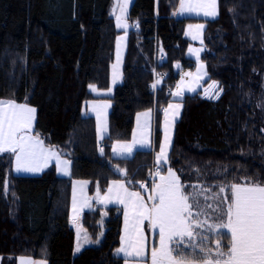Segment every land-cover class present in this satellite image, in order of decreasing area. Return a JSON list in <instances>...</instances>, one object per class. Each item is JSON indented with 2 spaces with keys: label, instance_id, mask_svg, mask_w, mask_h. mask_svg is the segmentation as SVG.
Returning <instances> with one entry per match:
<instances>
[{
  "label": "trees",
  "instance_id": "1",
  "mask_svg": "<svg viewBox=\"0 0 264 264\" xmlns=\"http://www.w3.org/2000/svg\"><path fill=\"white\" fill-rule=\"evenodd\" d=\"M178 2L132 0L121 80L111 94L96 95L88 86L108 87L118 33L108 11L111 0H0V98L34 106V132L71 160L70 176L58 175L53 163L38 174H21L13 173L10 158L0 153V264H16L18 255L47 264H122L115 253L121 213L116 205L104 207L94 199L81 221L97 240L105 209L102 239L73 252L71 178L88 181L93 196L119 177L111 161L126 168L123 178L132 187L147 180L151 148H136L128 157H115L110 148L130 139L136 112L165 104L180 70L194 67L186 54L190 22L205 21L202 57L208 77L203 88L181 99L170 164L186 186L216 192V185L245 177L264 182V0H218V15L207 19L175 16ZM98 97L111 101L108 131L99 141L103 155L95 118L81 113L86 99ZM160 114L155 112V146ZM215 239L209 247H215Z\"/></svg>",
  "mask_w": 264,
  "mask_h": 264
},
{
  "label": "snow or ice",
  "instance_id": "2",
  "mask_svg": "<svg viewBox=\"0 0 264 264\" xmlns=\"http://www.w3.org/2000/svg\"><path fill=\"white\" fill-rule=\"evenodd\" d=\"M128 0H115L112 15L116 16L118 28H127L122 23V16L116 10L126 15ZM217 0H180L179 8L174 14H195L205 17H215L218 14ZM204 28L203 24L188 25L185 35L195 30L197 38ZM117 37V62L112 66V83L119 79L117 67L120 63V41ZM202 42V40H201ZM161 51H163L161 49ZM189 52L197 57V82L201 79L204 65L199 62L198 49L189 48ZM206 75V73H203ZM186 75L192 76V73ZM183 79V78H182ZM157 80L156 84H159ZM217 85L212 82L210 87ZM96 91L95 85H89ZM192 87L188 91H194ZM182 84H177V91L172 93L175 97L183 95ZM207 93V89L205 90ZM111 92V88L108 89ZM218 96L219 93L217 92ZM107 103L92 105L91 110L96 114V135L100 153L104 148L99 141L108 131L106 110ZM181 105L169 103L162 109L164 113L163 140L159 151L155 154V163L162 166L168 163V153L172 142L171 125L179 115ZM172 111L173 120H169ZM141 117L145 118L141 123ZM36 109L27 103H18L14 99H0V153H11L15 157L16 172L38 173L55 161L58 173L70 175V161L62 159L63 153L55 146L46 147L40 134L34 131ZM152 109L137 113V127L133 129V139L116 141L112 145L114 155L131 156L133 149L151 148L152 144L146 129H150ZM117 171L126 175L123 168ZM158 177L154 182L150 194L145 199L139 191H131L121 180L109 182L106 192L101 196L99 187L95 197H88L85 189L88 181H72V216L70 220L75 223L80 211L90 207L89 200L95 199L98 203L107 204L116 202L124 206V234L120 237V247L116 254H123L125 264L128 257L142 258L145 255L146 236L145 229L155 231L158 235V246L154 243L151 248V264H264V182L245 177L242 182L219 184L215 187L218 192L200 184L186 186L171 167L167 174L158 170L150 173ZM131 184L132 181H127ZM141 189H149L143 182H138ZM4 192L8 191L7 180L4 182ZM191 187L192 191L188 188ZM228 192L226 196L221 194ZM79 192V198H78ZM205 193H211L205 195ZM203 197V199H201ZM213 203H207V201ZM216 237L215 248L209 247L210 235ZM79 236V230H78ZM227 238L225 245L223 239ZM76 252L80 251L77 244ZM19 264H45L44 261H35L31 258L20 257Z\"/></svg>",
  "mask_w": 264,
  "mask_h": 264
},
{
  "label": "rangeland",
  "instance_id": "3",
  "mask_svg": "<svg viewBox=\"0 0 264 264\" xmlns=\"http://www.w3.org/2000/svg\"><path fill=\"white\" fill-rule=\"evenodd\" d=\"M131 2H132V0H128V6H127V9H126V15L123 14V13H121L119 11V9L116 10V14L122 16V23H125V24L128 25V27L125 29L123 27H121V28H118L117 27L116 16L111 14L112 11H113V7H114L115 0H111L110 6L108 8V11H109V14L114 18L116 28L118 29V33L116 34V37H115V40H114L113 58H112V60L110 62V68H109V83H108V87L106 89H99V88L96 87V91L95 92L92 91L90 89V87L88 86L89 87V90H91L94 93H101V94H107V95H109V94L112 93L115 85L117 83H119L120 80H121L123 58H124V53H125L126 44H127V32H128V28L132 25V24H130V22L127 19L128 9H129V6H130ZM179 4H180V0L178 2V6H177V8H176V10H175L174 13L177 12V10L179 8ZM217 4H218L217 11L219 12V2H218V0H217ZM187 15L201 17L202 19L213 18V17H205L203 15L197 16L195 14H183V15L175 14V16H177V17L178 16L179 17L180 16H187ZM190 24H192V25L203 24L204 27H205V21L198 20V21H195V22L187 23L186 26H185V32L188 31V25H190ZM192 35H196L195 30L192 31V34L187 35L190 38V41L191 42L186 47V54L193 59V61H194V67L193 68H190V69L189 68H187V69H181L178 79H176V81L172 85V93H174L175 91H177V84H182V87L184 88L183 95L180 96V97H175V96H173L171 94V98L165 104H163L162 106H157V107L155 106V108H154V115L152 114L151 127H150V129H146V135H148V138L150 139V141L152 143V146H151L152 148L151 149L153 150V160H152L153 164H152L151 169L154 167V170H155V168L159 167L160 168L159 171L161 172V174H164V175L167 174V169L169 167H171L174 171H176V170L170 164L169 153H168V163L167 164H163L162 166H157L156 163H155V154L159 151V145H160V142L163 140V135H164V133H163L164 113H163L162 109L166 108L169 103H172V104H180L181 107H182L181 99L184 97V95L185 94H192L194 92H197L200 88H203V82L208 77V72H207L206 64H205V61L203 60V57H202V54H203L204 49H205V45H204V28L202 29L201 33L199 35H197V38L196 39H193L192 38ZM117 37H123V39L120 41L119 51H120V58L121 59H120L119 65L117 67V73L119 75V79L117 80V82L115 84H113L112 83V73H113L112 66L114 64H116V62H117ZM201 40H202V42H201ZM190 47L193 48V49L200 50V52H199V62L204 65V68L201 71V79L198 82L196 80V74H197V70H198L197 57H196V55H193L192 53L189 52V48ZM176 65H177V63H175V66ZM187 73H192L193 75L192 76H188V75H186ZM203 73H206V75H204ZM157 80H160L161 81V79L158 77V78H155L154 79V82L152 84L154 85ZM90 85H93V84H90ZM189 87H192L195 90L194 91H188V88ZM214 87H211V88L214 89ZM109 88H111V92H108V89ZM0 99H14V98H7L6 97V98H0ZM103 99H104V100H102L103 102H96V103H92V104L93 105H96V104H104L105 103L104 102L105 100H108V101H106L107 104H108V102H110V99H108L106 97H103ZM16 102H18V103H26L24 101H16ZM85 103H86V101L83 102L82 109L83 110L87 109L89 111V106L86 107V108H84V104ZM29 106L30 107H34V106H31V105H29ZM147 110H149V109H147ZM156 111L161 112V114H160V118H159V122H158V128L160 130V138H159V141L157 142V144L155 146V144H154V131H155V112ZM137 113H140V111H138V112L135 113L134 123H133L132 131H131V136H130V139L127 140L128 142H130L133 139V135H132L133 129H135L137 127ZM180 113H181V108H180L179 115H180ZM92 115H94L95 122H96V114H95V112ZM106 115H107V122H108V112H107V110H106ZM179 115L175 117V119L173 121V124L171 125L172 137H173V130H174L175 122L178 119ZM169 120H173L172 111L171 110L169 112ZM141 123L142 124L144 123V118L143 117H141ZM35 134L36 133L33 131V135H35ZM40 137H41V135H40ZM41 139H42V137H41ZM44 144H45L46 147H51L50 145L46 144L45 142H44ZM171 144H172V142H171ZM136 148H134L133 151ZM170 148H171V146H170ZM169 152H170V150H169ZM110 153H111V155L114 156L113 151H112V147L110 148ZM5 155L7 156V158L9 157L10 160H11V171L13 173L38 174V173H40V172H42L44 170L43 169L42 171H40L38 173L16 172L15 171V157H14V155L11 154V153H8V152H5ZM62 159H67V160H69L71 162L70 158L68 156H66V155H63L62 156ZM52 163L54 164L56 173L58 175L66 176V175H63V174L57 172L56 164H55V161L54 160L53 161H50L49 162V165L52 164ZM151 169L149 168L150 171H151ZM156 171H153L152 170L151 172H149L148 175L146 176L147 177L146 178L147 179L146 181L145 180H140L139 181V182H141V181H144L145 182L144 184L149 189L148 192H145L144 189H141L140 188V186L139 187H132L131 185H129L127 183V179H125V178H122V179H120V178H112V179H110L108 181V183L105 186L104 190L103 191H100V194H101V196H103L105 194L106 189H107L108 184H109L110 181H112V180H121V181H124L125 182V185H126V187L129 188V190H131V191H139V192H141V195L144 196L145 199H147V196L150 194V189H151L152 184L154 182H158L159 181V178L158 177H154V176L150 175V173H155ZM70 175H71V163H70ZM70 175H68V176H70ZM5 180H7V178ZM5 180H4V182H5ZM73 180H78V181H83V180L82 179H79V178H71V185H70L68 217H69L70 225L73 227L74 233H75L73 252L76 253L75 249H76L78 243L80 245V249L82 247H84L85 245H89V244H99L100 243V241L102 239V236H103V231H104V226H103V222L102 221H103V218L107 217V211L105 209L101 210L99 237H98L97 240H92L87 235V232H86V230H85V228H84V226L82 224L81 216H80L81 211L83 209H85L86 207L82 208V210L80 211L79 216L76 219L75 223H73L70 220V217L72 216V181ZM7 183H8V181H7ZM3 192H4V187H3ZM85 193H86V189H85ZM4 194H5V192H4ZM210 194L211 193H205V195H210ZM228 194L229 193L226 191L225 193L221 194V196H226ZM95 195H94V197H95ZM78 198H79V192H78ZM95 202L98 203L96 200H95ZM211 202H212L211 200L207 201V203H211ZM99 204H101L104 207L105 206H110V205H116L117 206V210L121 213V225H120V232H119V237H118V245L115 248V253H116V249L120 247V237H121V235L124 234V206L121 205V204H119V203H116V202H110V203H107V204L99 203ZM78 230H79V236H78ZM209 235H211V234H209ZM145 236H146V247H145V255H144V257H142V258H136L134 256L128 257L127 258L128 264H151V259H150V257H151V248H152V246H153L154 243L158 246V235L156 234L155 231H150L146 227V229H145ZM214 248L215 247H213V249ZM118 255H121L123 257L122 264H125V257H124V255L122 253L121 254H118ZM0 259H1V256H0ZM35 261H44L45 264H47V260L46 259H43V258L36 259Z\"/></svg>",
  "mask_w": 264,
  "mask_h": 264
},
{
  "label": "crops",
  "instance_id": "4",
  "mask_svg": "<svg viewBox=\"0 0 264 264\" xmlns=\"http://www.w3.org/2000/svg\"><path fill=\"white\" fill-rule=\"evenodd\" d=\"M94 93V92H93ZM94 94H96V95H107V94H101V93H94ZM102 100H104L103 99V97H98V98H90V99H86L85 101H86V103L84 104V108H86V107H88L89 106V111L87 110V109H85V110H83L82 109V107H81V113L83 114V115H92V114H94V112L91 110V108H92V103H96V102H103ZM84 101V102H85ZM106 101H108V100H105L104 102L106 103ZM83 105V104H82ZM108 105H109V107L107 108V112H108V114H109V111H110V109H111V101L110 102H108ZM152 109V114L154 115V108H151ZM145 111H147V110H143V111H140V113L141 112H145ZM91 113V114H90ZM93 117H94V115H92ZM144 120H145V118H144ZM151 121H152V119H151ZM149 131V130H148ZM106 134V133H105ZM104 134V135H105ZM152 144V143H151ZM57 148V147H56ZM137 148H139V147H137ZM152 148V147H151ZM58 149V148H57ZM58 151H60L59 149H58ZM115 157H128V156H118V155H114ZM118 178H120V177H118ZM120 179H122V178H120ZM83 180V179H82ZM83 181H86V180H83ZM88 185V184H87ZM96 194V193H95ZM94 194V195H95ZM86 195L88 196V197H90V198H92V197H94V195L93 196H90L89 194H88V192H87V186H86ZM91 200L92 199H90L89 200V204H90V206H91ZM95 200V199H94ZM97 204H99V203H97ZM99 205H101V204H99ZM102 206V205H101ZM88 208H90V207H86L85 209H88ZM85 209H83L82 211H81V214H82V212L85 210ZM81 214H80V216H81ZM74 246V245H73ZM20 257H26V258H31L32 260H36V259H39V258H34V257H31V256H27V255H18L17 256V259H16V264H19V258Z\"/></svg>",
  "mask_w": 264,
  "mask_h": 264
},
{
  "label": "water",
  "instance_id": "5",
  "mask_svg": "<svg viewBox=\"0 0 264 264\" xmlns=\"http://www.w3.org/2000/svg\"><path fill=\"white\" fill-rule=\"evenodd\" d=\"M109 166L111 167L112 171H113L115 174H117L120 178H123V177L125 176V175H121V174L117 171V169H118V168H123V169H125V171H126V168H124V167H120V166H118L117 164L112 163L111 161H109Z\"/></svg>",
  "mask_w": 264,
  "mask_h": 264
},
{
  "label": "built area",
  "instance_id": "6",
  "mask_svg": "<svg viewBox=\"0 0 264 264\" xmlns=\"http://www.w3.org/2000/svg\"><path fill=\"white\" fill-rule=\"evenodd\" d=\"M167 93L172 94V88L169 87V88L167 89ZM158 168H159V167L155 168V170H154V167H153V168L151 169V171H152V170H153V171H156V170H158ZM159 169H160V168H159ZM151 171H150V172H151ZM145 181H146V180H145ZM141 182L145 183L144 181H141Z\"/></svg>",
  "mask_w": 264,
  "mask_h": 264
}]
</instances>
